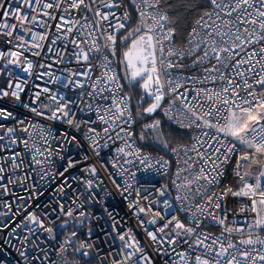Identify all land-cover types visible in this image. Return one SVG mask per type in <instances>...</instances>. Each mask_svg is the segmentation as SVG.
<instances>
[{
  "label": "snow or ice",
  "instance_id": "obj_1",
  "mask_svg": "<svg viewBox=\"0 0 264 264\" xmlns=\"http://www.w3.org/2000/svg\"><path fill=\"white\" fill-rule=\"evenodd\" d=\"M65 62L76 65L67 76L35 78L48 76L75 98L33 84L25 103L34 69ZM10 65L26 75L0 86V100L83 141L0 107V121H15L0 123V250L15 247L22 264H264V0H0V76H12ZM84 112L95 118H78ZM161 112L189 130L190 143L167 137ZM137 124L139 141L173 159L144 152ZM84 142L77 156L64 147ZM112 145L100 168L128 173L123 185L108 178L142 237L105 207L111 231L93 238L100 217L86 206L105 182L90 161ZM136 161L160 176L175 163L172 179L144 188L125 167ZM229 167L234 186L226 183ZM50 188L55 195L42 201Z\"/></svg>",
  "mask_w": 264,
  "mask_h": 264
},
{
  "label": "built area",
  "instance_id": "obj_2",
  "mask_svg": "<svg viewBox=\"0 0 264 264\" xmlns=\"http://www.w3.org/2000/svg\"><path fill=\"white\" fill-rule=\"evenodd\" d=\"M6 2H11V0H6ZM9 22L13 23L14 21H9ZM36 30L39 31L40 29H36ZM27 38L28 37H26V39ZM25 55H27L29 57V59H32L34 63L39 62L40 58L31 57L30 53H25ZM49 55L51 56L52 54H49ZM53 59H54V57H53ZM47 62L52 63V60L50 59ZM9 68L12 71V76H6V75L0 76V86H2L3 84H6L8 79H15V77L17 75H19V76H25L26 75L25 73L21 72L19 68H16L15 66L10 65ZM68 68L75 69L76 65L74 63L69 64V63L65 62L63 64H53V67L51 69H40L39 67L35 68L33 76L28 77V80H29L28 89L29 90L27 91V95L22 97L24 102L30 103L29 97H31V95H32L33 84H39L41 87H48L54 91L57 88H60V91L62 93H64L67 97L75 98V96H76L75 90L69 91L67 89H64L62 86H60L58 84L50 83L49 82L50 77L45 76L40 80H37L35 78V73H38L41 71H51L55 76H67L68 73L65 71V69H68ZM87 99L88 98L85 97V100H87ZM0 107H7L9 110L13 111L14 116L17 119H24L26 123L28 120H32V121L39 120L41 124H43L47 127H50L54 135H62L65 131H67V132H69V134L77 135L78 139H81L83 141V137L79 133L73 132V130L67 128L66 125L61 124L59 122L41 120L40 118L35 117L31 112H29L28 109L24 108L22 106V104L13 101L11 98H4V99L0 100ZM78 118L94 119L95 117H94V115H90L89 113L84 112V113H78ZM157 118L161 119L162 126L164 124H167L169 126H173V127L178 128V126L176 124L172 123L171 121H168L167 117H165L162 112L159 113ZM0 123H5L7 126H14L15 125L14 120L0 121ZM136 128H137V125H134V131L135 132H136ZM186 131H189V130H186ZM17 135H22V134L17 133ZM84 143H85L84 149H80V148L75 147L73 145H67V144H65L64 147H66L68 149V153L72 154L73 156H77L79 153H81V151L87 150L86 142H84ZM101 143H103V141H101ZM186 143H190V141L185 142V143H178V144H186ZM137 144L142 147V145L139 143L138 139H137ZM55 146L56 145L53 144V147H55ZM13 148H15L18 151H23L22 145L19 147L14 145ZM114 148H115V145H112L111 150L110 149H104L101 153V157H94V160L90 161V163H92V162L96 163L97 168L100 170V176L104 179V182H105L104 185L102 186V188L97 190L98 191V198H99L98 202L86 206L89 212L96 215L97 217H100V219L98 221H94L92 223L91 227H93V229H94V237L93 238L99 237L101 241L104 239V233L111 231V223H112L111 220H109L107 218V213L104 211L105 207L113 212L116 219L121 221L120 227L122 229H127L128 227H132L136 230V232L141 237L143 236V233L140 232V230L136 227L135 218L132 216L131 212L129 211V209L127 207V201L122 199L121 194L115 189V187L111 183V180L108 178L109 172H111L113 177L117 180V182L121 183L123 185V181H124V179H126L128 177V173H125L124 177H121L118 175L117 170L111 168L110 164L107 165L108 171H104L102 168H100L101 158H103L105 161H107L110 156L115 154ZM143 150L146 153H151L153 160H155L159 156H164L166 159H170V160L173 159L171 154H166L165 152L164 153L152 152V151H150L148 149H144V148H143ZM129 159H132V158L129 157ZM122 162L123 161H121V163ZM234 163H235V160H233V162H232L233 166H234ZM125 167L129 170V172H134L136 174V180L139 181L141 184H143L144 188H148V187H150V184H155L157 187H159L160 185L169 184L170 180L172 179V171L175 169V163L172 164V170H170L169 173L165 176L157 175L152 170L145 172L143 170V166L139 165L138 161L134 162V164H131V165H125ZM74 174L79 175V173H74ZM233 181H235V178L231 174V167H229L226 183L232 185ZM58 182L59 181L57 180L53 184L52 187L54 188L56 186V183H58ZM129 182L131 183L132 181H129ZM73 183H75V182H73ZM139 186H140V184H136V183L133 184L134 188L139 187ZM16 191H18L20 195H25V193L20 192L19 189H17ZM67 191H68L69 197L74 195L71 189H67ZM109 193H110V195H109ZM54 195H55V193L52 191V188H50L48 190V192L45 194V196L42 198V201H48ZM134 198H135V193L133 192V196L130 197V199H134ZM80 199L83 200L84 197L81 196ZM66 203L70 204V200L66 201ZM231 206L234 209L235 213L237 214V218L240 220L241 223H243V215L239 214V204L237 203V201L234 198L232 199ZM181 218H183V214H181ZM229 219H232L231 213L229 215ZM185 222H187V221H185ZM58 225H59V221H57V224L55 226L57 227L58 231L62 232L63 230H60ZM69 230H71V225H69ZM85 230H80V236L82 238H86V237H84V231ZM206 230L210 231V232H215L217 235L219 234V229L216 227H209ZM43 236H46V234H43ZM43 236H42V238H43ZM236 238L238 239L239 237H236ZM0 239H4L3 234H0ZM12 244H16L15 239L12 240ZM102 246L105 249H107L106 244L102 245ZM0 264H22V261L20 260L19 255H18L15 247H12L11 245H9L8 247L0 250ZM81 264H84L83 260H81ZM91 264H99V262L96 260H93L91 262Z\"/></svg>",
  "mask_w": 264,
  "mask_h": 264
},
{
  "label": "trees",
  "instance_id": "obj_3",
  "mask_svg": "<svg viewBox=\"0 0 264 264\" xmlns=\"http://www.w3.org/2000/svg\"><path fill=\"white\" fill-rule=\"evenodd\" d=\"M138 127V124H137ZM163 130L165 132V134L167 135V137L169 139L172 140V142L174 144H178V143H185L190 141L189 139V131H186L184 129H179L173 126H169L167 124H164L163 126ZM137 130V128H136ZM143 146V145H142ZM144 149H148L152 152H162L164 153V151L160 150L157 145H155L154 143L148 142L145 144V146H143ZM232 185H235V181L232 182Z\"/></svg>",
  "mask_w": 264,
  "mask_h": 264
},
{
  "label": "rangeland",
  "instance_id": "obj_4",
  "mask_svg": "<svg viewBox=\"0 0 264 264\" xmlns=\"http://www.w3.org/2000/svg\"><path fill=\"white\" fill-rule=\"evenodd\" d=\"M140 131H141V128H140V125L138 124L137 130H136L137 139H138V135H139ZM138 141H139V139H138ZM139 143H140L141 145L145 146V144L148 143V142H141V141H139ZM143 146H142V147H143ZM232 199H233V198L229 197V199H228V204H230V205L232 204Z\"/></svg>",
  "mask_w": 264,
  "mask_h": 264
}]
</instances>
